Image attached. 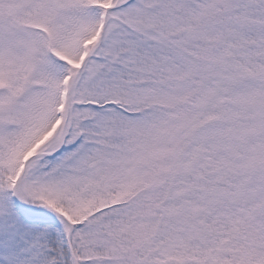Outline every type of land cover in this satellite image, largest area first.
<instances>
[{"label":"snow or ice","instance_id":"snow-or-ice-1","mask_svg":"<svg viewBox=\"0 0 264 264\" xmlns=\"http://www.w3.org/2000/svg\"><path fill=\"white\" fill-rule=\"evenodd\" d=\"M0 264H264V0H0Z\"/></svg>","mask_w":264,"mask_h":264}]
</instances>
